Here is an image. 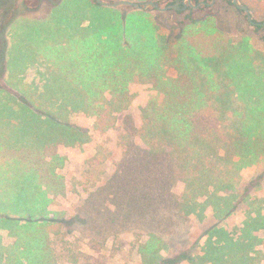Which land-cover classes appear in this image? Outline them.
<instances>
[{
    "label": "trees",
    "instance_id": "16d2710c",
    "mask_svg": "<svg viewBox=\"0 0 264 264\" xmlns=\"http://www.w3.org/2000/svg\"><path fill=\"white\" fill-rule=\"evenodd\" d=\"M93 1L98 8L112 10ZM224 1L246 13L233 0ZM238 1L253 13L250 4ZM170 4L179 7L170 8L177 13L189 9V21L174 40L157 35L149 27L147 34L143 25L132 24L44 25L34 30L29 39L37 37L51 43L42 47L45 57L36 54L24 65L25 69L43 68V83L23 81L24 77L13 71L14 61L3 57L0 66L9 71V83L15 89L0 86V206L7 205L18 215L12 218L7 211L2 217L23 222L18 224V232L14 231V242L0 252V261L105 264L82 249L75 250L70 241L59 247L53 234H60L68 219L62 212L49 210L52 199L48 192L66 191L63 176L56 173L63 160L56 146H82L92 139L90 131L72 122V115L93 117L94 129L100 133L113 129L118 114L131 104L133 82L151 84L163 96L162 101L153 99L143 108V123L137 134L152 153L170 157L174 175L183 181V192L177 198L179 214L202 216L208 199L218 191L209 180L230 182L232 175L221 169L247 164L246 153L254 148L252 136L264 125V91L236 127L231 102L235 101V90L244 89L243 83L245 90H264L262 72L256 73L259 55L244 47L243 40L235 43L221 32L213 15L195 18L192 12L196 9L189 2L186 7L182 0H168L166 6ZM206 7L204 4L197 9ZM250 22L257 29L264 28V21ZM171 67L176 69V76L168 74ZM251 119L255 131L248 126L247 133ZM226 184L224 190L230 188ZM221 199L215 206L217 216L233 207L228 199ZM259 201L250 202L241 226L232 230L211 227L201 250L182 258L191 264H257L260 251L256 247L263 238L255 232L264 229V205L259 207ZM54 229L57 231L53 233ZM156 244L155 233L139 244L143 264L162 263Z\"/></svg>",
    "mask_w": 264,
    "mask_h": 264
},
{
    "label": "rangeland",
    "instance_id": "374dc122",
    "mask_svg": "<svg viewBox=\"0 0 264 264\" xmlns=\"http://www.w3.org/2000/svg\"><path fill=\"white\" fill-rule=\"evenodd\" d=\"M131 1L144 3L149 0ZM154 1H158L161 7L168 2ZM242 1L254 8L252 19L264 21V0ZM93 2L0 0V62L3 57L14 61L13 71L23 76V81L39 82L40 71L44 69L38 70L32 66L25 69L24 63L36 57V54L44 56L42 47L51 43L49 40L28 37L44 25H143L147 34H150L149 27L157 35L174 40L182 26L189 21V9L177 13L170 8L163 11L152 6L140 9L120 5L105 6L112 9L106 10L94 6ZM195 9L193 17L204 19L211 13L209 15L215 17L221 32L234 38L235 43L243 40L244 47L259 55L257 60L260 64L256 66V73L262 72L264 81V28L257 29L247 13L240 12L236 6L224 0H215L201 10ZM9 74L0 66V86L14 92V86L9 83ZM168 74L176 76L177 71L171 67ZM40 83H43L42 80ZM245 86L243 83L241 92L235 90V101L231 102V105H235V127L237 121L242 120L257 104V96L264 91L261 88L251 90L254 87L245 90ZM130 91L133 94L131 104L118 114L116 126L105 133L94 129L93 117L84 113L72 115V122L90 131L92 139L82 146L59 144L55 148L63 158L56 173L63 176L66 191L65 194H56L49 190L48 198L52 199L49 210L52 213L62 212L68 222L59 229L60 234L53 235L59 247H64L65 242L70 241L75 250L82 249L102 259L105 264H143L139 244L155 233L161 264H191L182 255L199 252L208 229L215 225L227 230L236 229L247 218L253 199L260 200L259 207L264 205V125L260 129L257 127L256 134L252 136L254 148L246 153L247 164L221 169V172L224 170L231 174L233 180L227 181V184L223 180L222 183L209 180L211 186H218V191L208 199L209 205L204 214L184 217L177 211V198L183 192L184 183L174 175L170 157L152 153L137 134V129L143 123V108L153 99L162 101L163 96L148 83L133 82ZM247 123L245 131L249 133L250 126L254 132L252 119ZM47 157V160L51 158L50 155ZM224 184L230 188L224 190ZM206 197L203 196L202 200ZM220 197L228 199L233 207L229 213L217 216L215 206L221 202ZM7 211L10 217H18L7 205L0 206V252L3 253L14 242V231L18 232L17 226L23 222L2 217ZM255 234L263 238L256 247L260 251L257 264H264V229ZM0 264L7 263L1 260ZM61 264L73 263L66 261Z\"/></svg>",
    "mask_w": 264,
    "mask_h": 264
},
{
    "label": "water",
    "instance_id": "95a60500",
    "mask_svg": "<svg viewBox=\"0 0 264 264\" xmlns=\"http://www.w3.org/2000/svg\"><path fill=\"white\" fill-rule=\"evenodd\" d=\"M99 3H101L102 5H105V6H109V7H117V6H120V5H132V6H135L137 8H140V9H146L150 6H155L157 7L158 9L160 10H167L168 8H171V7H174V8H179L177 5L175 4H170V5H167L165 7H161L158 3H156L154 0H149V1H146L144 3H140V2H136V1H131V0H117V1H114V2H107V1H104V0H97ZM215 0H212L210 3L208 4H213ZM235 4H237L240 8L244 9L247 13V16H248V19L250 21H252V17H251V13L248 9L247 6L245 5H242L238 2V0H233ZM189 4L194 7V8H198L200 7L201 5L205 4L206 1L205 0H202L200 1L199 3L197 4H194L192 0H188ZM184 4L186 5L185 3V0H184ZM256 23H261V22H256Z\"/></svg>",
    "mask_w": 264,
    "mask_h": 264
},
{
    "label": "flooded vegetation",
    "instance_id": "af4514ba",
    "mask_svg": "<svg viewBox=\"0 0 264 264\" xmlns=\"http://www.w3.org/2000/svg\"><path fill=\"white\" fill-rule=\"evenodd\" d=\"M182 2L184 3V0H182ZM185 3H186V5H185L184 7H186V6H187V4H188V0H185ZM208 3H209V2H207V1H206V3H205V4H207V5H208ZM203 5H204V4H203ZM209 14H211V13H208L206 16H208Z\"/></svg>",
    "mask_w": 264,
    "mask_h": 264
},
{
    "label": "crops",
    "instance_id": "0c3cea01",
    "mask_svg": "<svg viewBox=\"0 0 264 264\" xmlns=\"http://www.w3.org/2000/svg\"><path fill=\"white\" fill-rule=\"evenodd\" d=\"M105 6V5H104Z\"/></svg>",
    "mask_w": 264,
    "mask_h": 264
}]
</instances>
